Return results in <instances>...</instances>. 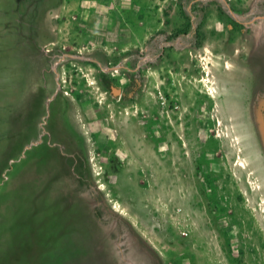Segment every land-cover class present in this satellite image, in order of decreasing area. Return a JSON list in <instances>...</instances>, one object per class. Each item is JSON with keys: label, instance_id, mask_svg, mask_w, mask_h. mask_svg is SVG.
Masks as SVG:
<instances>
[{"label": "rangeland", "instance_id": "obj_1", "mask_svg": "<svg viewBox=\"0 0 264 264\" xmlns=\"http://www.w3.org/2000/svg\"><path fill=\"white\" fill-rule=\"evenodd\" d=\"M262 47L264 0H0V264H264Z\"/></svg>", "mask_w": 264, "mask_h": 264}, {"label": "water", "instance_id": "obj_2", "mask_svg": "<svg viewBox=\"0 0 264 264\" xmlns=\"http://www.w3.org/2000/svg\"><path fill=\"white\" fill-rule=\"evenodd\" d=\"M239 107L250 148L264 177V48L255 51L238 76Z\"/></svg>", "mask_w": 264, "mask_h": 264}, {"label": "bare ground", "instance_id": "obj_3", "mask_svg": "<svg viewBox=\"0 0 264 264\" xmlns=\"http://www.w3.org/2000/svg\"><path fill=\"white\" fill-rule=\"evenodd\" d=\"M114 208L118 211V208L117 207H115V205H114ZM121 214H123L121 211H119Z\"/></svg>", "mask_w": 264, "mask_h": 264}]
</instances>
